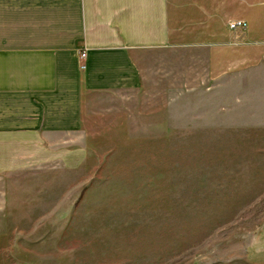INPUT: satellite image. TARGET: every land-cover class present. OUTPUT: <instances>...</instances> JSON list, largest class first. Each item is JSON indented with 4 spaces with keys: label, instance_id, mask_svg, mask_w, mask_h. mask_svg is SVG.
I'll return each mask as SVG.
<instances>
[{
    "label": "rangeland",
    "instance_id": "rangeland-1",
    "mask_svg": "<svg viewBox=\"0 0 264 264\" xmlns=\"http://www.w3.org/2000/svg\"><path fill=\"white\" fill-rule=\"evenodd\" d=\"M151 89L10 152L0 264H264V68Z\"/></svg>",
    "mask_w": 264,
    "mask_h": 264
},
{
    "label": "crops",
    "instance_id": "crops-1",
    "mask_svg": "<svg viewBox=\"0 0 264 264\" xmlns=\"http://www.w3.org/2000/svg\"><path fill=\"white\" fill-rule=\"evenodd\" d=\"M261 68L264 0H0V172L12 151L82 132L104 95Z\"/></svg>",
    "mask_w": 264,
    "mask_h": 264
},
{
    "label": "built area",
    "instance_id": "built-area-1",
    "mask_svg": "<svg viewBox=\"0 0 264 264\" xmlns=\"http://www.w3.org/2000/svg\"><path fill=\"white\" fill-rule=\"evenodd\" d=\"M245 28H246V22H244V21H234V22L228 23V29H230V30H234V29H245ZM85 56H86L85 53H82L80 55V59L81 60H84L85 59ZM80 68L81 69H84L85 67L82 64L80 66Z\"/></svg>",
    "mask_w": 264,
    "mask_h": 264
}]
</instances>
